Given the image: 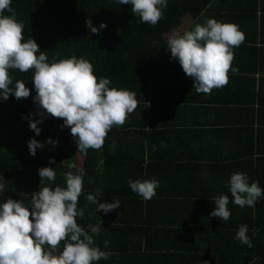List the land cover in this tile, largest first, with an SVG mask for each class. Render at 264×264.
<instances>
[{
  "label": "crops",
  "instance_id": "crops-1",
  "mask_svg": "<svg viewBox=\"0 0 264 264\" xmlns=\"http://www.w3.org/2000/svg\"><path fill=\"white\" fill-rule=\"evenodd\" d=\"M255 2L254 11L253 0H212L185 29L214 18L234 23L244 34L232 50L231 66L237 71L229 70L226 85L197 93L193 79L166 47L148 80L142 107L127 115L122 133L118 130L110 140L108 155L85 170L77 206L84 216L76 219L85 230L100 227L94 234L100 249L131 252L144 250L148 242L153 250L204 253L233 246L234 226L236 231L242 224L251 230L264 226V196L255 207L241 208L231 202L228 185L232 173L244 172L264 188V0ZM62 164L66 172L82 167H69L74 165L71 155ZM152 178L159 186L149 200L128 184ZM64 183L63 178L53 186ZM96 189L98 201L119 200V208L95 212L87 196ZM222 194L229 196L226 222L209 215ZM26 201L21 202L27 205L31 199Z\"/></svg>",
  "mask_w": 264,
  "mask_h": 264
},
{
  "label": "clouds",
  "instance_id": "clouds-1",
  "mask_svg": "<svg viewBox=\"0 0 264 264\" xmlns=\"http://www.w3.org/2000/svg\"><path fill=\"white\" fill-rule=\"evenodd\" d=\"M119 5L131 6V12L141 22L156 25L162 18L168 0H116ZM11 0H0V100L9 96L15 99L28 98L30 89L23 80L13 81L10 71L21 73L32 71V83L35 94L33 101L38 106L37 116L62 118V127H69L77 151L100 149L105 137L114 125H123L127 115L137 107L136 94L124 88L110 87L107 77L94 73L93 65L85 58L75 56L49 60L45 51L30 36L23 35V22L17 20L10 7ZM10 15H5V12ZM86 27L91 33L98 28L90 19ZM101 22L99 28H105ZM244 40V34L234 23L220 22L214 18L203 24H196L191 30L178 32L173 30L167 39V48L171 58L178 60L184 73L191 77L197 93L210 94L214 88H221L228 82L227 73L232 68L233 48ZM28 117V126L40 134L41 119ZM58 144V140L49 138L40 141L30 138L27 147L30 155L46 145ZM52 158L49 164H52ZM75 168V165H69ZM41 182L55 181L53 167L38 169ZM85 169L80 167L64 174V186H43L34 192L29 204L11 197L0 202V264H95L101 259L107 260L109 254L95 245L94 234L99 226H89L85 230L77 222L84 212L78 209L79 197L83 190ZM5 179L0 176V192L7 188ZM41 184V183H40ZM130 189L144 200L156 194L159 181L136 179L128 181ZM229 191L232 203L241 208L255 207L264 196V188L259 181H249L244 172L230 175ZM95 194H88L87 200L96 205L94 211L105 214L119 208V200L100 202ZM229 196L222 194L214 199V209L209 213L223 222L230 219L227 205ZM102 223V221H101ZM114 223V222H113ZM247 225H240L234 239L243 245L253 247L247 235ZM61 242L63 246L61 248ZM107 248L109 241L105 240Z\"/></svg>",
  "mask_w": 264,
  "mask_h": 264
},
{
  "label": "trees",
  "instance_id": "trees-1",
  "mask_svg": "<svg viewBox=\"0 0 264 264\" xmlns=\"http://www.w3.org/2000/svg\"><path fill=\"white\" fill-rule=\"evenodd\" d=\"M211 1L168 0L156 25L141 22L131 12L130 5H119L116 0H11L10 7L17 20L23 22L24 38H33L49 60L72 56L87 59L97 78L107 77L110 87L133 91L136 108H140L146 98L148 80L166 49L168 36L173 30L183 32L207 10ZM255 3L253 0L254 11ZM5 15L10 13L6 11ZM88 19L98 28L97 33H91L86 27ZM101 22L106 24L105 28H99ZM10 75L14 82L23 80L30 95L19 100L10 95L7 100H0V176L4 177L7 186L4 192H0V202L9 197L28 202L26 200L31 199L39 187L53 186L64 178L68 170L62 164L65 155L73 156L74 165L85 170L96 166L108 155L110 140L117 138L118 130L122 133L124 124L111 128L100 149L77 151L70 128L62 127V118L35 115L38 106L32 99L35 94L32 71L11 70ZM29 114L32 119L42 120L39 135L28 126ZM33 137L42 142L51 138L58 140V144L37 149L33 156L27 147L28 140ZM50 158L52 164H49ZM45 166L54 168L55 181L41 182L38 169ZM258 226L256 230L247 227L253 247L234 240L233 246H216L204 253H193L153 250L147 242L144 250L106 252L109 258L95 264H264V226ZM236 232L234 226L230 234L234 237Z\"/></svg>",
  "mask_w": 264,
  "mask_h": 264
},
{
  "label": "rangeland",
  "instance_id": "rangeland-1",
  "mask_svg": "<svg viewBox=\"0 0 264 264\" xmlns=\"http://www.w3.org/2000/svg\"><path fill=\"white\" fill-rule=\"evenodd\" d=\"M69 152V151H68ZM69 154V153H68Z\"/></svg>",
  "mask_w": 264,
  "mask_h": 264
}]
</instances>
